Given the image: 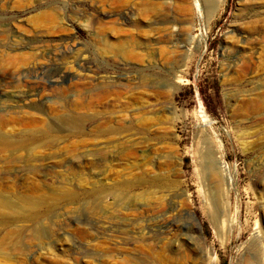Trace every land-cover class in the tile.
<instances>
[{
  "label": "rangeland",
  "instance_id": "obj_1",
  "mask_svg": "<svg viewBox=\"0 0 264 264\" xmlns=\"http://www.w3.org/2000/svg\"><path fill=\"white\" fill-rule=\"evenodd\" d=\"M0 135V264H264V0H0Z\"/></svg>",
  "mask_w": 264,
  "mask_h": 264
},
{
  "label": "bare ground",
  "instance_id": "obj_2",
  "mask_svg": "<svg viewBox=\"0 0 264 264\" xmlns=\"http://www.w3.org/2000/svg\"><path fill=\"white\" fill-rule=\"evenodd\" d=\"M203 1V3H204V5L206 6V9L208 10V12H209V15L210 16H214L216 13H217V11L219 10V8L223 5V3H224V1L225 0H202ZM255 2V1H254ZM259 3V2H258ZM243 6V5H242ZM253 5H251L250 7H252ZM247 7V6H246ZM250 7H248V9H250V10H253V9H255V7H252V8H250ZM259 11V10H258ZM167 12V11H166ZM166 12H164V13H166ZM168 14V13H167ZM167 14H165V15H167ZM97 15V14H96ZM89 19V18H88ZM98 20V19H97ZM171 20V19H170ZM91 21H96V17H92V20ZM167 21V20H166ZM175 45V44H174ZM170 46V45H169ZM170 49V48H169ZM58 54H53V56H55V55H58L60 58H65V57H67L68 55H72L74 52L71 50V51H66V50H61V51H58L57 52ZM244 65H247V63L246 64H244ZM55 71V70H54ZM56 72H58V70L56 71ZM173 90H175V89H173ZM172 89H171V91H173ZM172 93V92H171ZM33 94H35L34 93V91L33 90H29L28 91V96H32ZM16 96H19V95H16ZM19 98V97H18ZM21 100L20 99H17V101L16 102H20ZM246 106V105H245ZM254 109V108H253ZM200 113H202L201 115H202V118H204L205 116H206V114L204 113V111L203 110H201L200 111ZM93 118H95V117H93ZM84 117H82V116H80V115H78V116H76V115H74V114H66L65 116H62V117H60L59 118V122H60V124L62 125V126H65V127H68V129L69 130H76L78 133H80V131H81V124L82 123H85L84 122ZM90 119V118H89ZM112 119V118H111ZM86 120V119H85ZM92 120V122H93V119H91ZM205 120V119H204ZM87 121H88V118H87ZM107 121L108 120H106V119H102V118H97V119H94V128L95 129H93L94 130V132H97L98 134H105V133H110V134H112V135H115V134H118V133H121L123 130H124V128H123V125H122V123H120L119 121H115L116 123H115V126L114 127H110V128H105V129H102L99 125H101V124H103V123H107ZM110 121V120H109ZM89 122H91V121H89ZM86 124V123H85ZM104 125V124H103ZM106 125V124H105ZM91 126V125H90ZM109 126V125H108ZM49 129V128H48ZM76 132V133H77ZM109 134V135H110ZM116 136V135H115ZM5 136H2V135H0V143L2 144V146H4V148H8V147H13V148H20L21 146H22V142L23 141H21V140H14V141H12V140H9V139H7V138H4ZM114 138V137H113ZM124 139V138H123ZM28 140H31L30 141V143L28 144V146H30L29 148H28V150L26 151V154H25V159L26 160H30L32 157H34V155L32 156V153H34L33 151L35 150V148L37 147V146H39V142L38 143H36L38 140H40V139H38L36 136H34V137H30V138H28ZM56 140V139H55ZM125 140H123V142H124ZM134 142V141H133ZM140 141H138L137 143H139ZM47 143H54V142H42L41 141V145H46L47 147H49L48 145H52V144H47ZM56 143V142H55ZM120 143V142H119ZM127 143V142H126ZM132 143V142H131ZM144 143H146V141H144ZM124 144V143H123ZM140 144V143H139ZM54 145V144H53ZM133 144H131L130 145V147L128 148V149H131L133 146H132ZM138 145V144H137ZM137 145H135V146H137ZM141 145V144H140ZM140 145H138L137 147L139 148V146ZM144 145V144H143ZM146 145V144H145ZM144 145V146H145ZM148 145V144H147ZM149 145H151V144H149ZM45 146V147H46ZM114 146H116L117 148H118V145H113L112 147H114ZM119 146H121V143L119 144ZM129 146V145H128ZM134 146V147H135ZM152 146V145H151ZM151 146H149V148L151 147ZM155 146V145H154ZM105 147V146H104ZM111 147V148H112ZM125 147V146H124ZM140 147H142V146H140ZM147 147V146H146ZM157 146H155V148L154 149H156L157 150V148H156ZM110 148V149H111ZM144 148V147H143ZM163 148V147H162ZM105 150H108L109 149V147H105L104 148ZM118 149H120V148H118ZM122 149H124V148H122ZM141 149V148H140ZM153 148H151V150H154ZM104 150V151H105ZM121 150V149H120ZM132 150V149H131ZM160 150V149H159ZM164 150V149H163ZM90 151H92V150H90ZM143 151V150H142ZM146 151V150H145ZM102 152H103V150H102ZM205 158H206V166H207V168H213V166H214V159H213V156H212V154H211V152L210 151H206V153H205ZM212 197L214 198V195H212ZM219 197V196H218ZM212 198V199H213ZM217 198V195H216V197H215V199ZM220 198V197H219ZM214 201V200H213ZM217 201H218V199H216V204H217ZM31 202V201H30ZM5 204H8L9 205V203H7V202H5ZM218 205V204H217ZM171 227V226H170ZM176 229V228H175Z\"/></svg>",
  "mask_w": 264,
  "mask_h": 264
}]
</instances>
